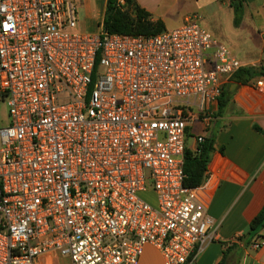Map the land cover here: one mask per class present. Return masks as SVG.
Here are the masks:
<instances>
[{
    "label": "built area",
    "instance_id": "2783aa9c",
    "mask_svg": "<svg viewBox=\"0 0 264 264\" xmlns=\"http://www.w3.org/2000/svg\"><path fill=\"white\" fill-rule=\"evenodd\" d=\"M200 20L94 34L70 0H0V264L195 258L215 220L185 185L188 128L244 68Z\"/></svg>",
    "mask_w": 264,
    "mask_h": 264
},
{
    "label": "crops",
    "instance_id": "0c3cea01",
    "mask_svg": "<svg viewBox=\"0 0 264 264\" xmlns=\"http://www.w3.org/2000/svg\"><path fill=\"white\" fill-rule=\"evenodd\" d=\"M159 1L137 0L154 20L164 22L166 30L180 27L186 17L169 20L161 12ZM211 1L225 5L223 9L228 10L234 25L232 0ZM244 4L243 20L239 27L234 25L245 40L240 60L244 67L264 68V0H245ZM106 5L107 0L104 13ZM260 80L264 82V77L247 85L233 81L231 99L221 113L219 104L213 107L211 125L206 128L201 117L188 128L187 148L192 151L198 146V136L215 140L207 178L199 188L200 202L215 226L188 264H264V230L258 249L243 240L264 207V94L257 87ZM140 264H164V259L158 249L147 246Z\"/></svg>",
    "mask_w": 264,
    "mask_h": 264
},
{
    "label": "trees",
    "instance_id": "16d2710c",
    "mask_svg": "<svg viewBox=\"0 0 264 264\" xmlns=\"http://www.w3.org/2000/svg\"><path fill=\"white\" fill-rule=\"evenodd\" d=\"M119 0H107L103 18V30L110 34L144 35L152 36L166 31L164 22L154 20L152 15L142 8L137 0H124L120 6ZM245 0H232L231 7L234 10V25L239 27L244 16ZM264 77V68L244 67L233 78L236 84H249L253 79ZM233 85V84H232ZM223 89L219 100V113L228 105L231 99V87ZM215 150L213 137L205 138L198 144L195 151L186 149L184 157L185 185L188 188H200L207 178L211 155ZM264 230V207L259 215L252 221L249 233L243 238L247 246H251L259 239Z\"/></svg>",
    "mask_w": 264,
    "mask_h": 264
},
{
    "label": "rangeland",
    "instance_id": "374dc122",
    "mask_svg": "<svg viewBox=\"0 0 264 264\" xmlns=\"http://www.w3.org/2000/svg\"><path fill=\"white\" fill-rule=\"evenodd\" d=\"M75 2L78 10V29L86 33H98L102 26L105 9V0H70ZM159 7L165 17L171 21L184 20L185 17L200 16V25L211 32L215 38L226 45L235 56L243 58L240 53L245 44L233 25L228 10L223 9L221 2L211 0H160ZM118 4H121L119 0ZM244 43V44H243ZM6 113V107H0V118ZM44 259V258H43ZM49 264H71L67 258L51 256Z\"/></svg>",
    "mask_w": 264,
    "mask_h": 264
},
{
    "label": "water",
    "instance_id": "95a60500",
    "mask_svg": "<svg viewBox=\"0 0 264 264\" xmlns=\"http://www.w3.org/2000/svg\"><path fill=\"white\" fill-rule=\"evenodd\" d=\"M232 90H233V88H232Z\"/></svg>",
    "mask_w": 264,
    "mask_h": 264
}]
</instances>
